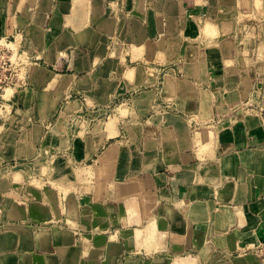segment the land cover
<instances>
[{
	"label": "rangeland",
	"instance_id": "374dc122",
	"mask_svg": "<svg viewBox=\"0 0 264 264\" xmlns=\"http://www.w3.org/2000/svg\"><path fill=\"white\" fill-rule=\"evenodd\" d=\"M114 1L120 0L103 1L113 25L100 54L81 48L87 64L49 68L58 72L49 78L64 84L30 76L31 65L28 80L25 64L21 86L4 92L11 95L0 108V264H174L167 255H173V241L162 249L137 242L158 233L150 221L154 214L139 219L113 198V171L115 178L133 181L143 198L145 178L158 190L192 162L193 153L196 163L203 160L211 140L181 141L186 132L222 123L221 116L197 118L201 104L221 93L230 105L241 71L254 75L250 94L224 117L240 119L234 113L243 106L264 124L258 111L264 104V0H167L175 6L169 8L175 27L164 1L156 7L159 0H146L144 16ZM133 2V11L143 14L140 1ZM161 10L166 18L160 32ZM65 53L78 58L73 48ZM65 72L70 75L60 74ZM186 74L200 77H189L198 88ZM181 118L188 123L185 133H177L185 124ZM171 139L181 142L172 156L164 148ZM253 245L242 250L251 257L240 253L232 260L264 264V241Z\"/></svg>",
	"mask_w": 264,
	"mask_h": 264
},
{
	"label": "crops",
	"instance_id": "0c3cea01",
	"mask_svg": "<svg viewBox=\"0 0 264 264\" xmlns=\"http://www.w3.org/2000/svg\"><path fill=\"white\" fill-rule=\"evenodd\" d=\"M103 1L105 0H0V37L6 36L17 51L21 50L25 64H29L27 77L31 65L30 76H40L46 81L56 79L55 75L49 78L51 71L55 72L49 68L56 69L62 63L71 68L72 65L87 64L86 58L83 59L78 53L81 48L98 49L100 54V49L105 45L104 32L113 25V20L107 13L108 8L103 9ZM133 1H140L143 14L133 11ZM163 1L167 0H159L156 7ZM114 2L123 3L129 12L143 16L148 14L144 6L146 0ZM172 2H166V9L171 7L175 11ZM161 11L156 14L161 23L158 29L160 32L166 18L165 12ZM170 15L173 19L171 23L175 27L176 16L171 11ZM131 18L133 19L132 16ZM96 21L100 22H97V26L94 23ZM97 27L100 31H96ZM101 31L104 39L97 42L96 36ZM68 48L75 49L78 58L73 55L66 58L65 49ZM37 59H41L45 66L33 61ZM257 62L262 63L260 60ZM137 69H142V66ZM196 73H202L201 67L196 68ZM241 73L238 93L235 98L230 99V105L227 97L221 93H215L212 100L209 96L204 97L201 104L203 113L198 114L197 118L207 116L212 121H217L215 118L221 116L222 123L199 127L192 136H187L186 132V137L181 141L190 144L193 140H211V151L204 154L203 160L196 163L193 153L192 162L181 170L177 168L178 176L171 182L159 185L158 190L153 187L150 177L145 178L144 184L147 188L142 194L143 198L137 195L133 181L117 179L113 171V198L120 200L121 205L138 215L139 219L144 215L154 214L150 221L153 220L158 233L150 231L148 239L139 237L137 242L143 244L145 240V246L162 249L166 247L167 241H173L169 246L173 255H167L173 256L174 264H251L241 259L232 260V257L239 256L240 253H245L242 257H251V253L242 250L254 246V242L264 241V124L259 118L243 113L248 110L243 106L234 113L240 119L232 121L226 120L227 116L224 117L230 111V106L250 94L254 75L250 76L242 71ZM60 74L70 75L67 72ZM189 77L200 78L188 74L183 78L190 80ZM250 118L257 119L258 123L253 124ZM183 121L186 125L177 133H185L188 123ZM181 142L176 139L164 141V148L172 156ZM146 144V153H149V144ZM69 202L74 207L73 201ZM65 254L70 260L75 257L69 251ZM126 261L129 263L131 260ZM160 261L167 263L168 257L161 258Z\"/></svg>",
	"mask_w": 264,
	"mask_h": 264
},
{
	"label": "built area",
	"instance_id": "2783aa9c",
	"mask_svg": "<svg viewBox=\"0 0 264 264\" xmlns=\"http://www.w3.org/2000/svg\"><path fill=\"white\" fill-rule=\"evenodd\" d=\"M21 55L11 46L10 39L0 37V108H5V100L11 95L4 96L6 88L14 92L24 81L25 62ZM258 111L264 113V104L258 106Z\"/></svg>",
	"mask_w": 264,
	"mask_h": 264
},
{
	"label": "bare ground",
	"instance_id": "6f19581e",
	"mask_svg": "<svg viewBox=\"0 0 264 264\" xmlns=\"http://www.w3.org/2000/svg\"><path fill=\"white\" fill-rule=\"evenodd\" d=\"M10 44H11V46L14 48V45L10 42ZM52 81H54V80H52ZM52 81H50V83L52 82ZM54 84L53 85H62V84H64V81L62 80V81H54L53 82ZM177 118H173V120H176ZM208 134V133H207ZM71 205V204H70ZM245 262V261H244ZM240 264V263H239ZM244 264V263H243Z\"/></svg>",
	"mask_w": 264,
	"mask_h": 264
}]
</instances>
